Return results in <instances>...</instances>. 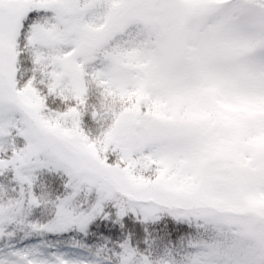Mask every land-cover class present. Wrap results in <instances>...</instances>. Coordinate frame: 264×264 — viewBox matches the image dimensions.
Instances as JSON below:
<instances>
[{"label":"snow or ice","instance_id":"obj_1","mask_svg":"<svg viewBox=\"0 0 264 264\" xmlns=\"http://www.w3.org/2000/svg\"><path fill=\"white\" fill-rule=\"evenodd\" d=\"M0 264H264V0H0Z\"/></svg>","mask_w":264,"mask_h":264}]
</instances>
